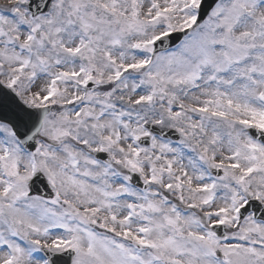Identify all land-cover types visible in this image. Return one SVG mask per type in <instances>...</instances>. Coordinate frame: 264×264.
Instances as JSON below:
<instances>
[{
    "label": "snow or ice",
    "instance_id": "6c2138e0",
    "mask_svg": "<svg viewBox=\"0 0 264 264\" xmlns=\"http://www.w3.org/2000/svg\"><path fill=\"white\" fill-rule=\"evenodd\" d=\"M0 264H264V0H0Z\"/></svg>",
    "mask_w": 264,
    "mask_h": 264
}]
</instances>
